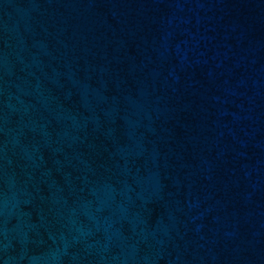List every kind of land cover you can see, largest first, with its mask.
Wrapping results in <instances>:
<instances>
[{
  "label": "water",
  "instance_id": "water-1",
  "mask_svg": "<svg viewBox=\"0 0 264 264\" xmlns=\"http://www.w3.org/2000/svg\"><path fill=\"white\" fill-rule=\"evenodd\" d=\"M0 264H264V0H0Z\"/></svg>",
  "mask_w": 264,
  "mask_h": 264
}]
</instances>
